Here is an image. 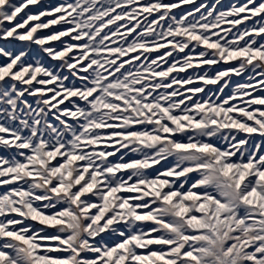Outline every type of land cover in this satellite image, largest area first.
I'll list each match as a JSON object with an SVG mask.
<instances>
[{
	"label": "snow or ice",
	"instance_id": "1",
	"mask_svg": "<svg viewBox=\"0 0 264 264\" xmlns=\"http://www.w3.org/2000/svg\"><path fill=\"white\" fill-rule=\"evenodd\" d=\"M0 41V264H264V0H0Z\"/></svg>",
	"mask_w": 264,
	"mask_h": 264
},
{
	"label": "rangeland",
	"instance_id": "2",
	"mask_svg": "<svg viewBox=\"0 0 264 264\" xmlns=\"http://www.w3.org/2000/svg\"><path fill=\"white\" fill-rule=\"evenodd\" d=\"M47 2L48 3H51V4H55V3H58V2H60V0H47ZM197 2H199V0H197ZM208 2L209 3H212V2H214V0H208ZM232 2H235V0H222V3H223V5L224 6H227V5H229L230 3H232ZM45 31H47V30H45ZM54 43H58V42H54ZM0 45H2V46H6V47H8V46H10L9 45V43L8 42H6V41H0ZM16 47L17 48H21V47H23V44L22 43H20V42H16ZM36 46H33V48H35ZM3 61H2V58H0V63H2ZM234 80H237V79H240V78H233ZM210 87H215V86H210ZM227 91V90H226Z\"/></svg>",
	"mask_w": 264,
	"mask_h": 264
}]
</instances>
